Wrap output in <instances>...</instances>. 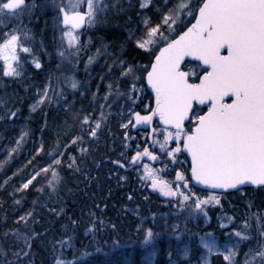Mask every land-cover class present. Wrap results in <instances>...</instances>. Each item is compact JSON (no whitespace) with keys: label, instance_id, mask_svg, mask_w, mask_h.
Returning <instances> with one entry per match:
<instances>
[{"label":"snow or ice","instance_id":"6c2138e0","mask_svg":"<svg viewBox=\"0 0 264 264\" xmlns=\"http://www.w3.org/2000/svg\"><path fill=\"white\" fill-rule=\"evenodd\" d=\"M83 4H86V11L79 10ZM55 6L62 15V24L68 28L64 36L69 44L77 39L74 30L86 19L91 23L100 10L96 0H67V3ZM146 6L147 3L141 4V8ZM26 9H29L26 0H0V18L22 16ZM144 23L147 39L137 40V47L150 53L149 61L138 68L129 66L122 75L133 77L128 99L135 103V94L150 88L154 106L149 107L147 115L132 112L135 123L129 119L128 124L121 126L151 125L154 118H158L162 126L159 135L163 140L154 139L153 144H159L160 150L173 161L182 152L191 159L190 177L176 172V180L184 181L183 188L187 191H180L179 184L173 188L166 181L157 179L158 171L148 164L143 166L145 176L142 178L151 179V186L159 188L165 196L181 197L182 205L195 197L193 204L188 206L201 212L204 205L219 204V197L213 192L200 199L188 189L189 180L216 190L236 189L244 184L264 188V0H178L162 14L159 24L150 25L148 20ZM165 32L175 33L174 38L166 36ZM18 49L23 53L30 52L22 45L18 34L7 33L0 42L5 76L20 75ZM194 61L198 62L195 68ZM36 67H40L38 62ZM71 87L76 89L78 82L73 80ZM46 99H49L47 90L37 104ZM200 106L207 110L203 111ZM106 118L103 112L100 119H90V114L82 118L79 114L75 116L81 134L72 139V144L82 154L88 152L82 145L88 137L97 138ZM152 135H157L155 128ZM170 142H175L176 146L169 150ZM63 155L58 151L51 163L41 169L45 173L51 170L49 186L52 188L60 182L57 167L62 166V160L58 157ZM141 157L152 161L158 159L147 147L142 152L137 151L131 160L135 163ZM69 159L71 162L67 167L79 171L77 158ZM114 163L120 164V161ZM35 178L28 179L22 187L27 189ZM31 216L30 211L21 216L20 221L27 224ZM13 235L31 247L30 236L18 232ZM154 235L148 229L145 242ZM260 235L264 237V232ZM235 236L245 239L239 231ZM204 247L209 254L214 249L219 251L214 240L205 243ZM29 254L25 252L24 256ZM184 254H188L187 249ZM14 255L17 260L13 264H21L20 253ZM235 256V250L228 249L223 260L235 264ZM253 261L264 264V241L257 242L254 256L246 259L244 264H253ZM57 264L65 262L58 260Z\"/></svg>","mask_w":264,"mask_h":264},{"label":"trees","instance_id":"16d2710c","mask_svg":"<svg viewBox=\"0 0 264 264\" xmlns=\"http://www.w3.org/2000/svg\"><path fill=\"white\" fill-rule=\"evenodd\" d=\"M31 1L27 0L29 6ZM177 2L178 0H150V4L147 7L141 8L142 0H110L107 3L106 13L101 17L98 28L92 27L91 34V25H88L82 32L78 47L79 63L81 66H89L90 61L88 59L106 46L105 58L98 60L94 66L89 67V75H80V89L77 95H75L76 98L74 97L72 100L74 103L62 107L65 110L43 109L48 111V114L42 118L31 115L28 111L30 103H27V100L22 102L25 98L20 93V87L15 83L10 84V86L15 87L13 92L18 94L19 98L15 104L18 113L12 121L15 129L9 134H17L22 120L30 117L28 125L31 126L32 138L34 140H41L42 145L40 146L39 154L33 152L34 148L30 149V147H27L26 150L31 159L25 157L22 152L19 153L15 158L17 165H19L20 161L25 165L23 167L19 166L18 170L12 166L6 173L8 178L6 181L4 178H0V184L2 183L1 180L5 184V188H1L2 190L0 191L1 256L9 257L11 255L17 257L14 253H23L29 249L35 258L33 264H52L59 257L67 261H76L78 258V254H75L76 249L94 252L95 245L93 246V240L86 238L85 232L91 230L94 235L101 228L100 221L103 222L107 230L110 224L115 223L120 225L121 228L126 229L134 237L142 241L144 240L145 229L140 224L139 218L130 212L133 209L130 208L131 205L143 204L140 198L144 194L135 193L133 190L135 204H125V192L130 187L128 182L123 183L118 181L114 184L112 180L116 179L117 175H127L128 177H134L133 179L138 178V184L134 189H144L147 187L145 179L142 178V173L137 171L139 168L125 172L113 163L115 160L122 161L121 156L124 153L117 154V151L122 149V144L127 149L126 145H129L130 138L134 136L138 137L137 146L146 143V134L139 132L134 134L129 130L130 133L128 134L130 137L121 136L123 141L117 140L116 150L112 151L110 149L111 142H109L106 134L107 129L103 128L100 134V149L91 157L90 162L84 165V169L77 171L74 168H67L64 173L65 180L60 184L56 192H49L51 190L47 187L46 181L40 178V173L43 167L51 163L53 156L58 151L64 153L63 156H60L64 162L69 160V156L76 157V150L70 151V148L73 146L72 139L81 133L75 128V124L70 121L72 120L70 116L77 114L80 116L89 114L93 117L99 116V109L92 102L93 99H97L98 97L97 101L107 97V112L115 115L114 103L116 96H126L131 85V75L123 76L122 72L129 66H135V63L145 65L150 58L148 51L137 47V40L145 39L144 36L147 30L146 28H142L141 16L147 14L150 25L154 26L160 23L162 14L167 12L168 8H171ZM53 18L52 13L45 12L39 18L40 23L34 27L36 32L41 31L42 35L45 36L43 42L46 43V49H49V51L52 48L48 42L52 40L51 36H54L56 31V27L53 25ZM188 19L191 18L189 17ZM180 30L183 29H178L177 31ZM170 36H174L173 33ZM45 62L51 63L47 64L40 71L37 70L35 76L39 89L43 87L48 77H52L55 74L54 64H58L52 55ZM195 64L193 62L194 68ZM195 70L199 71V69ZM110 85L111 87L108 89ZM144 89L146 95L142 101L143 105L140 107L138 103L134 105V109L136 107L135 110L140 113L148 112L149 107L154 104L151 94L147 92L146 88ZM111 106L113 108H109ZM201 109L206 111L205 108ZM121 123L119 121L118 126L112 124L110 131L113 133V136L114 134L117 135L119 130H122L120 127ZM120 133L122 134L123 130ZM102 139L106 140L104 146ZM83 147H86V143L83 144ZM132 150L136 151L137 147L133 146ZM170 159L172 158L170 157ZM80 163L77 159L78 168ZM175 163L173 171L180 169L182 172L188 173L189 163L183 152L177 157ZM135 171L136 173L134 174ZM32 175H37L36 180L27 189H24L22 185ZM107 177L111 181L107 180ZM101 184L103 185L101 186ZM98 190L100 193H98ZM193 190L204 198L212 194L196 188H193ZM86 192H88L87 195H85ZM108 192L113 193H111L110 199L107 200L109 204L106 205L108 206L106 214H100L97 209H92L88 212L92 204H96L97 207L100 204L103 205L104 202H101V199ZM11 194L12 198H9ZM215 194L221 197L224 212L220 211V207H214L209 212V220L202 233L193 236L189 232L185 233L188 235L190 242L188 258H182L175 249H168L166 245L160 243L157 248L158 258L153 264H202L201 255L203 251L199 243L201 236L205 233H211L215 239L226 242L227 238H225V234L232 231V228H219L221 218L228 219V217L232 216L235 221L233 227L237 229H239V225L242 223H249L252 231L256 230L253 217H260L264 223V188H247L232 193ZM230 204L231 207H229ZM30 211L32 216L28 218V223L25 224L24 221H20V217L25 216ZM236 212H239L238 216ZM137 228L140 231H137ZM193 228L195 229V225H193ZM28 229H31L30 248L25 246L23 240L17 242L13 240L15 238L14 232L21 234ZM189 229L192 228L190 227ZM122 240H124V237ZM103 246L106 245L104 244ZM248 248V245L244 243L240 248V255L248 251ZM127 251H119L115 254ZM129 257L131 256L129 255ZM138 257L140 256H137V258L131 257L125 261L127 259L125 256L114 255L110 258V261H112L111 264H149L142 259H138ZM28 259L20 258V261L28 264ZM99 261L100 259L96 255H91L83 264H99ZM74 264L80 263L75 262ZM210 264L228 263L221 256L216 255L212 258ZM235 264H244L241 256L237 257Z\"/></svg>","mask_w":264,"mask_h":264},{"label":"rangeland","instance_id":"374dc122","mask_svg":"<svg viewBox=\"0 0 264 264\" xmlns=\"http://www.w3.org/2000/svg\"><path fill=\"white\" fill-rule=\"evenodd\" d=\"M109 1L110 0H96V3H98L100 10L97 11L93 21L91 23L88 22V25H91V34L92 27L98 28L101 17L106 13V7L108 6L107 3ZM64 3H67V0H32L29 9H26L25 13L22 16L0 18V42H2L4 38H6L7 33L15 32L20 36L22 45L30 49L29 53H23L19 49L17 51V55L19 57L18 71L20 72V75L18 76H5L3 74L4 62L3 60H0V178H4L5 181L6 179H8L6 173L12 168V166H14V168L18 170L19 166L23 167L25 165L22 161H20L19 165H17V160L15 158L19 153H21L25 148L27 149V147H30V149L34 148L33 152L39 154L40 146L42 145L41 140H34L32 138V131H30L31 126L28 125L30 117L22 120L17 134H9L15 129L12 121L14 116H16V114L18 113L15 104L19 98L18 94H15L13 92L15 87L10 86V84L15 83L20 87V93H22L23 98H25L22 102L27 100V103H30L28 106L29 113L38 118H42L48 114V111L45 110H48L49 108H51V110L60 109L62 111L65 110L64 108H62L65 105H72L74 103V101L72 100L74 99L75 95H77V92L81 86V81L79 80L80 75H89V67L94 66L98 60H103L105 58L106 46L103 47L102 50H99L96 54H94L90 59H88V61H90L88 64L89 66L80 65L78 47L82 34L80 32L74 31L73 34L77 37V39L72 44H69L68 38L64 36V32L67 31L68 28H64L62 26V15L59 14V8L55 6L62 5ZM142 3H147L148 6L150 4V0H142ZM79 10L86 11V4L81 5ZM45 12H50L53 14V25L56 27L55 35L51 36V43L48 42L49 44H51V51H49V49H46V43L43 42L45 36L42 35L41 31L36 32L34 28L35 25H38L40 23L39 18ZM141 20L143 24L142 28H146L144 21H149L148 15H142ZM171 34L172 33L169 32L165 33L166 36H170ZM173 35L175 36V33H173ZM174 36L170 37L173 38ZM144 37L145 39H147V35H145ZM49 44L48 46L50 47ZM51 55L54 56V60L58 62V65L57 63L54 64L55 74L52 77H48V79L44 82L43 87L39 89L36 84V72L37 70L40 71L42 68L47 66V64L51 63L45 62V60H48ZM37 62L40 64L39 68L36 67ZM142 65L144 64L135 63V66L132 67L138 68ZM136 74L139 75V73ZM132 79L133 77L131 76V82ZM73 80L78 82V87L76 89H73L71 87V83ZM109 88L110 87H108V89ZM45 90H47L49 99H46L44 103L37 104ZM129 95V92H127L126 96H116V101L114 103L115 115L107 112L108 103H106L105 98H101L99 101H97L99 97L92 100V102H94V105L99 109V116L93 117L92 115H90V119H100L101 112H103L107 118L103 120L101 128L98 130L97 138L93 139L91 137H88L85 147L88 149L87 153L82 154L79 148L75 145L70 148V151L76 150V157L78 161L81 162L79 164V169H84V165L90 162V160L92 159L91 157L100 149V134L103 128L107 129L106 134L109 138V142H111L110 149L112 151L116 150L115 148L117 140L123 141L122 137H130L128 133H130L129 130H131L132 125L129 124L127 128H124L121 125L128 124L129 119L133 121V115H131V113L134 112L135 104L138 103L139 106L143 105L142 101L145 98L144 89L136 93L137 98L135 99V103H133L132 100L128 99ZM34 106L35 110H33ZM109 108L113 107L111 106ZM12 113H15V115L13 116ZM75 116L76 115L70 116L72 118V120L70 121L75 124V128L78 129L81 133V126L76 121ZM80 117L82 118L83 116ZM119 121L122 122L120 127L123 130V133L121 134L120 132L122 130H119L118 132L117 129V135L114 134L113 136L110 128H112V124L118 126ZM161 132L162 131L157 132V135L153 137V140L159 139L162 141L163 136L159 135V133ZM125 133H127V135H125ZM102 140V144L104 146V142L106 140ZM137 142L138 137L134 136L130 138L129 145H126V147H128L127 149H125V145L122 144V149H119L117 151V154L124 153L121 158L122 161L126 162L128 165L135 152H137L132 150V147L136 146ZM91 146H93V148H91ZM175 146V142H170L168 148L170 150ZM152 147L156 152L155 154L157 155L158 159L156 161H153V164L149 160H147V162H144L141 166H138V162L136 161L134 164L132 163L133 165L136 164L132 170L139 168L137 171L142 173L141 175H143L144 177L145 172L143 166L144 164H148L150 168H154L158 171L157 179L166 181L167 183L171 184L173 188H175L176 185L179 184L181 185L180 191H187V189L183 188L184 181H182L181 183V181L179 182L175 179L177 170H173L175 169L176 160L170 161V157L166 156L165 153L160 150L159 144H153ZM180 154L181 153H178L177 157H179ZM59 159L62 160V157H59ZM70 162V159L67 160V162L62 161V166L57 167V171L61 179L60 182L55 186V188L49 186V179H51V170H49V172L47 173L41 171L40 178L46 181L47 187L51 190L49 191L50 193H53L52 191L56 192L60 184L65 180L64 173L66 172L68 168L67 165ZM135 173L136 171L134 172V174ZM33 176L35 175H32V177ZM184 176L185 178H187L185 174ZM110 178L112 179V177ZM133 178L134 177H128L127 175H117V178L112 181L114 182V184H116L118 181L123 183L128 182V185L130 187L129 190L125 192V204H135L136 201L134 198L133 190L135 193L137 192L141 195H145V197L144 195H142V197L140 198L143 204L131 205L130 208L133 209H131L130 212L133 213L135 217L139 218L140 224L143 225V228L145 229L144 236L146 235V231L148 229H151V231L155 234L154 237L146 243L145 238L142 241L139 238L134 237L126 229L121 228V226L118 224H110L109 229L107 230L104 227L103 222L100 221L99 224L101 225V228L96 233H94V235L92 234L91 230L85 232L86 238H91L93 240V246L95 245L94 252H85L84 250L76 249L75 254H78V258L76 261H67L59 257L52 264H57L58 260L65 262V264H74L75 262L83 264L91 255H96L100 259L99 264H111L112 261H110V258L114 255L125 256L127 258L125 259V261L131 257L137 258V256H140L138 257V259H142L149 264H153L158 258L157 248L160 243L166 245L168 249H175V251L179 252L182 258L187 259L189 256L190 242L188 239V235H186L185 233L189 232L192 236L202 233V230L208 223L209 212L214 209V207H220V211L222 213L224 212V209L222 208L223 201L221 197H219V204L211 203L204 205L203 212H201L194 207L188 206L193 204V200L195 199V197L193 198V200H189L182 205L181 197L165 196L162 194L159 188L154 189L151 186V179H145V185H147L146 188L134 189L138 184V178ZM35 180L36 178L32 182H34ZM107 180L111 181L110 179H108V177ZM1 181L2 183L0 184V191L2 190L1 188H5V184L3 183L4 181ZM102 185L103 184H101V186ZM188 189H191V192L196 193L190 184H188ZM98 193H100L99 190ZM111 193L113 192H108L105 197L101 199V202H104L103 205L100 204V206L97 207L96 204H92L89 207L88 212L92 209H97L100 214L105 215L107 212L106 209L108 208V206L106 205L109 204L107 203V200L110 199ZM87 194L88 192L85 193V195ZM196 196L200 199H204V197H201L198 193H196ZM9 198H12V194L9 196ZM229 207H231V204L229 205ZM236 215L238 216L239 212H236ZM234 222L235 221L232 216L228 217V219L221 218V220L219 221L220 229L232 228V231L225 234V238H227L226 242L215 239V237L211 233H205L203 234V236H201L199 243L201 246V250L203 251L201 255L202 264H210L212 258L216 255H219L223 258V255L226 254V251L228 249H233L236 252L234 262L236 261L238 256H241V260L243 262L246 259H251L252 256H254L257 242L264 241V237L260 235L262 232H264V223L262 222L260 217H253V222L255 224L256 230L252 231V229H250L249 223H242L241 225H239V229H237L233 227ZM193 225H195V229L193 228ZM190 227L192 229H189ZM31 229H28L24 233H21V235H27L31 237ZM137 231H140V229L137 228ZM237 231L241 232L242 237H245V239L242 240L240 237H236L235 232ZM123 237L124 240H122ZM13 240L17 242L22 241L23 239L17 240L16 238H14ZM213 240L215 241L219 251L214 249L213 252L209 254L207 249L204 247V244ZM244 243H246L249 248L248 251H246L243 255H240V248ZM104 244L106 246H103ZM185 249L188 250L187 255L184 254ZM124 250L128 251L115 254L119 251L121 252ZM25 252H28L30 254L25 257ZM129 255L131 257H129ZM20 258H29L28 264H33V262L35 261V258L32 256L31 250L29 249L25 250L23 253H20ZM16 260L17 257L15 256L10 255L9 257H4L0 255V264H13V262ZM21 264L27 263L21 261ZM253 264H255V261H253Z\"/></svg>","mask_w":264,"mask_h":264},{"label":"water","instance_id":"95a60500","mask_svg":"<svg viewBox=\"0 0 264 264\" xmlns=\"http://www.w3.org/2000/svg\"><path fill=\"white\" fill-rule=\"evenodd\" d=\"M86 21H87V19L81 25V27L78 28V29H75V31L83 30L86 27ZM196 63H198V62H196ZM147 89L151 93V89L150 88H147ZM202 107H205V106H202ZM133 123H135V117L134 116H133ZM148 128H149V125H136L135 127H132V131L133 132H137L139 130H144L145 131V130H148ZM148 139H149V141H151V139H152V128L150 129V133H149ZM184 154L186 155V157H187V159L189 161V164H190V159L191 158L187 155L186 152H184ZM115 165L118 166V167L123 168L124 170H126L125 165L122 164V163H120V164H116L115 163ZM189 175H190V173H189ZM191 181H192L193 186H195L196 188H198L200 190L208 191V192H214V193H231V192H236V191H239V190H242V189H246V188H259L258 186H254V185H251V184H244V185H239L236 189L216 190V189H210V188H208L205 185L198 184L195 180H191Z\"/></svg>","mask_w":264,"mask_h":264},{"label":"flooded vegetation","instance_id":"af4514ba","mask_svg":"<svg viewBox=\"0 0 264 264\" xmlns=\"http://www.w3.org/2000/svg\"><path fill=\"white\" fill-rule=\"evenodd\" d=\"M83 11V10H82ZM58 65V64H57ZM147 92L148 93H150L148 90H147ZM151 94V93H150ZM144 95H146V92H145V89H144ZM152 96V95H151ZM152 98H153V96H152ZM140 106H142V105H140ZM139 106V107H140ZM135 109H136V107H135ZM134 109V112H137L136 110ZM145 111H147V110H145ZM142 115H147L148 114V112H146V113H141ZM153 129V128H155L156 130H157V132H159V131H162V126L160 125V123H159V121H158V118H154V120H153V122L151 123V125H149V128H148V130H143V131H138L139 133H144V134H146V143H143V144H139L138 146L136 145V147H137V150L136 151H143V149L145 148V147H147L148 149H149V151L150 152H154V153H156L155 151H154V149H153V139H152V142L151 143H149L148 142V136H149V133H150V129ZM154 137V136H153ZM126 138H128V136H126ZM135 154H136V152H135ZM134 154V155H135ZM133 155V156H134ZM160 156V155H159ZM147 160H149V161H152V160H150L148 157H141L140 159H138L137 160V165L138 166H141V165H143V163L144 162H147ZM114 162V161H113ZM131 162H132V160L129 162V166H130V168L128 169V170H130L132 167H134L135 165H133V164H131ZM153 162V161H152ZM120 163H123V162H120ZM124 164H125V162H124ZM125 165H127V164H125ZM190 169V168H189ZM177 171H180L181 173H183V174H185V175H188V173H185V172H182V170H180V169H178ZM188 172H189V170H188ZM175 179H176V177H175ZM180 182V181H179ZM181 183H182V181H181ZM188 184H190L191 185V181L189 180L188 181Z\"/></svg>","mask_w":264,"mask_h":264},{"label":"bare ground","instance_id":"6f19581e","mask_svg":"<svg viewBox=\"0 0 264 264\" xmlns=\"http://www.w3.org/2000/svg\"><path fill=\"white\" fill-rule=\"evenodd\" d=\"M22 153L25 155V157L31 159V157L28 155L26 148L22 151Z\"/></svg>","mask_w":264,"mask_h":264}]
</instances>
